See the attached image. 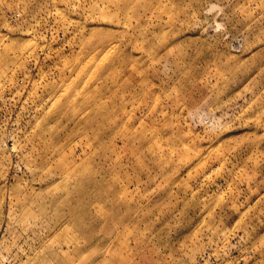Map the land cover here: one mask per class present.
<instances>
[{
	"label": "rangeland",
	"instance_id": "1",
	"mask_svg": "<svg viewBox=\"0 0 264 264\" xmlns=\"http://www.w3.org/2000/svg\"><path fill=\"white\" fill-rule=\"evenodd\" d=\"M0 264H264V0H0Z\"/></svg>",
	"mask_w": 264,
	"mask_h": 264
}]
</instances>
